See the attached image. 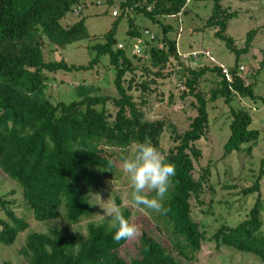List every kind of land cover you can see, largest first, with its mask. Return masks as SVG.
I'll return each mask as SVG.
<instances>
[{
    "label": "trees",
    "instance_id": "trees-1",
    "mask_svg": "<svg viewBox=\"0 0 264 264\" xmlns=\"http://www.w3.org/2000/svg\"><path fill=\"white\" fill-rule=\"evenodd\" d=\"M212 1L213 11L206 24L218 27L215 35L236 54L237 62L229 67L232 80L223 74L219 63L194 68L190 60L182 58L176 38L168 36L172 26H163L162 37L155 34L146 37L133 16L129 18L128 32L132 38L143 39L142 55L137 58L148 77L137 82L138 65L126 46H118L116 34L121 20L127 12L135 11L161 22L163 17L187 13V0H121L122 12L106 32L105 41L91 46L96 55L87 65L69 64L64 58L46 60L44 55L45 38L60 47L90 38L86 17L68 26L62 22L68 14L80 13L86 0H0V168L21 186L22 198L35 220L48 221L63 215L70 224L80 222L95 212L89 190L101 183L102 170L115 167V156L123 157L134 141L145 137L164 151L160 141L168 124L165 120L147 119L143 106L148 103L149 84L162 75L172 58L179 59L181 83L187 89L183 95L193 96L197 109V115L184 132H178L170 124L175 145L164 155L175 164V179L179 183L170 190L171 198L165 201L171 211L167 215L151 213L157 227L167 235L169 248L141 227L138 252L127 260L120 250L128 240L117 242L113 239L114 230L109 231L106 223L91 221L87 234L79 238L68 226L29 233L21 249L28 264H185L197 259L205 232L194 217L192 200L204 205L211 166L200 167L198 177L194 170L195 161L202 157L197 142L211 127L208 103L224 97L230 105L231 133L224 144L223 157L234 152L249 153L264 134L251 127L253 118L249 109L232 105L235 99L243 97L264 102V97L255 92V79L246 84L238 74L240 56L248 52L257 30L251 29L245 47L238 48L234 38L227 34L238 11L224 7L222 0ZM147 51L149 64L145 59ZM103 55L109 56L116 70L114 83L118 96L85 93L70 102L55 103L50 99L49 73L86 71L97 65ZM263 68L264 59L253 78ZM210 71L220 81L207 98L200 90V83ZM128 73L132 76L127 80ZM137 85L142 92L139 102L131 93ZM109 102L116 107L114 114L108 110ZM263 179L264 157L253 183L241 189L244 195L257 193L249 216L236 226H219L212 235L218 246L252 253L262 261ZM16 204L0 196V210L4 213L0 215V243L4 245L13 244L19 233L29 227L26 219L16 213ZM208 208L201 211L209 212ZM124 215L132 221L131 209L125 208Z\"/></svg>",
    "mask_w": 264,
    "mask_h": 264
},
{
    "label": "rangeland",
    "instance_id": "rangeland-1",
    "mask_svg": "<svg viewBox=\"0 0 264 264\" xmlns=\"http://www.w3.org/2000/svg\"><path fill=\"white\" fill-rule=\"evenodd\" d=\"M121 0H86L80 13H70L63 19L65 26L71 25L82 17H86V25L90 33V38L73 42L66 47L52 44L45 38L44 55L46 60H60L64 58L69 64L87 65L96 55L91 48L97 42L105 41V34L111 28L113 21L122 12ZM224 7L237 10L238 16L231 20L227 34L232 36L238 48H244L248 32L256 29L254 40L248 50L240 56V63L256 72L264 59V0H222ZM187 13L179 16L173 15L163 17L161 22L153 21L142 13L129 11L121 20L116 38L118 46H126L133 62L138 65L137 82L145 80L147 75L144 67L138 61L137 54L133 51L135 39L128 32L130 29L129 18H135V23L146 37L152 34L162 37L163 26L170 25L173 29L168 33L171 38H176L178 51L188 53L193 50L211 52L210 57L202 55L198 60H190V64L195 68L202 65L214 66L216 63L233 67L237 62L234 52H231L225 42L219 39L215 33L218 27H209L207 19L213 11L212 0H191L187 6ZM150 30V34L146 30ZM143 50L144 43L142 41ZM136 55V56H135ZM149 64V53L145 56ZM186 59V58H184ZM179 59L172 58L162 71V75L156 76L155 82L149 84L147 93L148 103L143 106L145 117L149 120H165L168 124L165 132L161 136L160 145L165 154L169 148L175 145L171 125L175 126L178 132L182 133L188 129L192 118L197 115L195 98L191 95H183L186 91L184 83H181V71L178 64ZM115 68L109 62V56L103 55L97 65L89 70H74L49 73L50 81L47 93L50 99L57 103L59 101L70 102L80 99L83 94H102L118 96L114 79ZM132 76L126 75L127 80ZM153 78V77H152ZM255 92L264 97V68L256 75ZM220 77L215 72H208L200 83V90L207 98L211 95V89L218 86ZM127 85V81H126ZM138 86V85H137ZM131 93L137 102L141 99V88H133ZM235 107L249 109L253 118L252 126L264 131V102L253 100L249 97L237 98L232 102ZM108 110L114 114L116 107L112 102L108 103ZM208 110L211 118V127L205 137L197 142L202 150V157L195 161L194 174L199 175L200 167L210 165L211 173L206 192L203 195L204 205H198L192 200L194 207V217L201 224V229L205 232V239L202 243L201 251L197 259L185 264H264L259 257L252 253L234 250L225 245L218 246L212 235L216 228L223 224L236 226L249 216L250 208L254 205L257 193L244 195L242 188L253 183L255 174L258 173L260 163L264 157V134L249 153H232L223 157L224 144L227 141L231 130L230 122L232 114L230 105L225 102L224 97L208 103ZM171 124V125H170ZM129 149H127L125 155ZM115 167L105 168L100 172L101 183L89 190L91 202L95 206V212L84 217L78 223H68L63 215L48 221H38L34 219L31 208L23 200L21 186L17 181L11 179L0 168V196H6L17 203L16 213L24 217L29 223V227L19 233L15 242L11 245L0 243V264H28L27 258L21 253L25 245L26 237L33 231L47 232L51 227L68 226L74 235L79 238L87 234L88 223L109 224V217L103 214L100 204L114 201L118 205H123L130 189L124 173L121 171V156H115ZM13 191V192H12ZM262 193L264 198V179ZM120 200L121 202H118ZM209 206V208H208ZM132 221L139 229L145 227L153 236L160 240L164 246L170 247L167 235L164 230L157 227L152 214L154 212H140L132 207ZM124 208V209H125ZM201 208L210 209L209 212L201 211ZM0 215L4 213L0 210ZM264 219V211H263ZM139 236L128 240L121 248L120 253L127 260L135 256L138 252Z\"/></svg>",
    "mask_w": 264,
    "mask_h": 264
},
{
    "label": "clouds",
    "instance_id": "clouds-1",
    "mask_svg": "<svg viewBox=\"0 0 264 264\" xmlns=\"http://www.w3.org/2000/svg\"><path fill=\"white\" fill-rule=\"evenodd\" d=\"M120 166L128 181V196L123 205L114 201L100 204L103 214L110 218L108 230H114L113 239L117 242L135 239L140 233L138 225L124 215L125 207L167 215L171 208L165 201L171 198L170 190L179 183L175 179V164L153 145L149 137L134 141L121 158Z\"/></svg>",
    "mask_w": 264,
    "mask_h": 264
},
{
    "label": "built area",
    "instance_id": "built-area-1",
    "mask_svg": "<svg viewBox=\"0 0 264 264\" xmlns=\"http://www.w3.org/2000/svg\"><path fill=\"white\" fill-rule=\"evenodd\" d=\"M191 0H187V2L189 3ZM146 33L147 34H150V30H146ZM151 36L154 37V34L151 33ZM135 39V43L133 45V51L135 54H137L138 56H141L142 55V48H141V45H142V41L143 39L142 38H139V37H136L134 38ZM120 47H121V44H120ZM180 56L182 58H187V59H192V60H198L200 59V57L202 55L206 56V57H210L211 56V52L209 50H206V51H199V50H193L191 52H188V53H183L181 54L179 52ZM219 65L222 67V72L223 74L229 79V80H232L233 79V75L231 73V71L229 70L228 67H226L225 65L223 64H220ZM238 74L241 75L244 80H245V83L246 84H249L252 80H253V75H254V72L249 70L245 64H241L239 66V70H238Z\"/></svg>",
    "mask_w": 264,
    "mask_h": 264
}]
</instances>
